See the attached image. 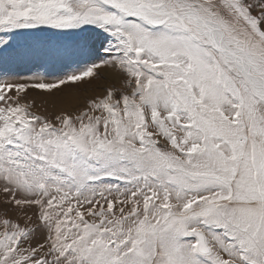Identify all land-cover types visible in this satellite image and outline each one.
Wrapping results in <instances>:
<instances>
[{
  "label": "snow or ice",
  "instance_id": "6c2138e0",
  "mask_svg": "<svg viewBox=\"0 0 264 264\" xmlns=\"http://www.w3.org/2000/svg\"><path fill=\"white\" fill-rule=\"evenodd\" d=\"M46 29H98L118 55L52 83H0V191L49 229L47 250L25 254L30 230L0 219V264H264V0H0V52ZM105 66L127 89L59 126L20 103ZM104 177L132 188L97 191Z\"/></svg>",
  "mask_w": 264,
  "mask_h": 264
},
{
  "label": "rangeland",
  "instance_id": "374dc122",
  "mask_svg": "<svg viewBox=\"0 0 264 264\" xmlns=\"http://www.w3.org/2000/svg\"><path fill=\"white\" fill-rule=\"evenodd\" d=\"M18 31L23 34L12 35L13 46L0 52V83H52L73 72L78 74L86 64L92 61L115 60L118 55L115 52L103 51L101 44L109 46V40H105L106 34L98 29L81 33L79 36L63 35L60 34L61 30L54 29ZM6 35L8 34L0 32V36ZM111 43L114 44L115 40H111ZM108 71H113V77L108 74ZM99 72L100 75L95 78H86L84 82L76 84L61 85L59 90L53 89L51 92L29 87L20 94V103L28 105V110L32 114L46 118L59 126L54 120L56 114L62 112L78 114L84 109L86 101L102 96L104 90L110 86L116 91L127 89L125 78L116 68L105 66ZM10 95L15 97V91ZM107 185L113 186V189L118 186L120 192H124L126 188H132V185L126 181L111 177H104L101 181L92 184L97 191ZM2 188L3 181H0V189ZM85 195L91 196V193L85 192ZM105 196L123 199V196L115 190L112 196L105 191ZM95 199L101 198L97 195ZM5 200V194L0 191V219H10L12 223H18L21 227L30 230L29 237L22 238L20 250L25 251L26 254V250L31 247L44 244L43 251H46L49 229L39 219V208L37 206L19 208L14 204L6 203ZM101 203L104 201L101 200ZM87 207L89 205L85 204L81 210ZM85 219L91 221L93 218L86 215ZM0 231H3L2 224H0Z\"/></svg>",
  "mask_w": 264,
  "mask_h": 264
},
{
  "label": "bare ground",
  "instance_id": "6f19581e",
  "mask_svg": "<svg viewBox=\"0 0 264 264\" xmlns=\"http://www.w3.org/2000/svg\"><path fill=\"white\" fill-rule=\"evenodd\" d=\"M112 72L113 71H111V72L108 71V74H110L111 77H113V73Z\"/></svg>",
  "mask_w": 264,
  "mask_h": 264
}]
</instances>
